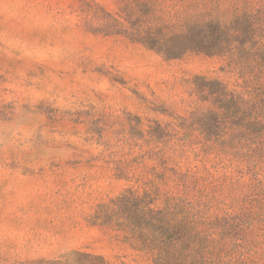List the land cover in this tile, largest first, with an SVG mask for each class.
<instances>
[{"label":"rangeland","instance_id":"374dc122","mask_svg":"<svg viewBox=\"0 0 264 264\" xmlns=\"http://www.w3.org/2000/svg\"><path fill=\"white\" fill-rule=\"evenodd\" d=\"M155 2L0 0V264H154L94 216L158 187L198 264H264V0Z\"/></svg>","mask_w":264,"mask_h":264},{"label":"trees","instance_id":"16d2710c","mask_svg":"<svg viewBox=\"0 0 264 264\" xmlns=\"http://www.w3.org/2000/svg\"><path fill=\"white\" fill-rule=\"evenodd\" d=\"M117 3L120 8L156 7L155 0H117ZM248 89L249 87L246 91L249 94L250 123L264 126V98L255 101L253 92ZM246 91L229 97L230 110L240 113L238 94H246ZM258 105L260 109L255 112ZM261 144L264 147L263 138ZM161 195L168 197L169 194L163 193L159 187L154 191H145L142 195L131 188L125 189L109 203L100 205L94 219L125 232L127 241L134 248L152 254L154 264H198L197 253L186 246L197 233L198 222L184 215L185 211L190 213L196 206L184 203L182 196L167 198L161 202ZM182 238H185L186 243L181 241ZM83 256L92 263L98 260L102 264H110L102 256Z\"/></svg>","mask_w":264,"mask_h":264}]
</instances>
